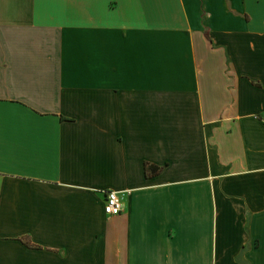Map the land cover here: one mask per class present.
<instances>
[{
    "label": "crops",
    "instance_id": "obj_1",
    "mask_svg": "<svg viewBox=\"0 0 264 264\" xmlns=\"http://www.w3.org/2000/svg\"><path fill=\"white\" fill-rule=\"evenodd\" d=\"M0 264H264V0H0Z\"/></svg>",
    "mask_w": 264,
    "mask_h": 264
},
{
    "label": "built area",
    "instance_id": "obj_2",
    "mask_svg": "<svg viewBox=\"0 0 264 264\" xmlns=\"http://www.w3.org/2000/svg\"><path fill=\"white\" fill-rule=\"evenodd\" d=\"M105 204L104 212L107 216L120 214L124 209V201L121 194L114 190L104 191Z\"/></svg>",
    "mask_w": 264,
    "mask_h": 264
},
{
    "label": "trees",
    "instance_id": "obj_3",
    "mask_svg": "<svg viewBox=\"0 0 264 264\" xmlns=\"http://www.w3.org/2000/svg\"><path fill=\"white\" fill-rule=\"evenodd\" d=\"M159 171V168L155 165L146 164L145 172L147 176L155 175Z\"/></svg>",
    "mask_w": 264,
    "mask_h": 264
}]
</instances>
